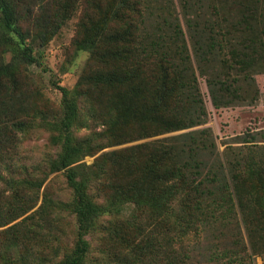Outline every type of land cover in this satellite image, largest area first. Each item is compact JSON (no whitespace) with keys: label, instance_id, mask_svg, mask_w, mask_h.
<instances>
[{"label":"trees","instance_id":"16d2710c","mask_svg":"<svg viewBox=\"0 0 264 264\" xmlns=\"http://www.w3.org/2000/svg\"><path fill=\"white\" fill-rule=\"evenodd\" d=\"M77 12L72 45L89 61L73 89L58 87L56 113L26 75L41 64L36 49ZM259 75L264 0H0V178L18 134L43 124L60 149L48 175L63 171L71 190L67 202L45 194L31 212L46 179L8 181L24 188L0 203V228L8 226L0 230V264H35L37 249L22 248L19 234H44L64 213L74 218L75 238L55 251L57 264H87L88 236L99 227L113 242L103 248L114 264H256L257 257L264 264V133L244 141L259 161L250 171L258 187L244 189L235 152L221 153L206 126L201 85L216 110L253 105ZM154 222L166 242L153 234ZM220 223L230 236L210 241ZM203 232L207 241L197 238Z\"/></svg>","mask_w":264,"mask_h":264},{"label":"rangeland","instance_id":"374dc122","mask_svg":"<svg viewBox=\"0 0 264 264\" xmlns=\"http://www.w3.org/2000/svg\"><path fill=\"white\" fill-rule=\"evenodd\" d=\"M79 18V12H77L63 27L60 29L46 44L45 47L36 49V54H41V64H33L28 69L29 79L35 90L41 94L40 103L42 105L50 107L56 113H60L62 93L58 87H66L73 89L79 81L81 75L85 71L86 65L89 61V53L86 51H79L74 53V47L72 45L74 37L76 35L77 23ZM257 82L260 88V97L258 101L253 105L237 106L231 108H222L216 110L211 105L207 96V87L205 81H201L202 90L205 93V99L208 109L210 111L209 122L207 127L213 128L216 136L219 149L221 153L232 155L233 151L236 157L233 158L234 162L239 160V165L243 171L241 178L243 182V188L249 189L250 187H258L259 180L255 178L250 171L255 170L259 161L257 156L253 158L248 153V147L252 143H244L245 139L248 141H255L252 139L253 135L264 133V75L257 76ZM97 130H101L102 126H98ZM88 131H82L79 135H85ZM182 132L171 133L164 136L176 135ZM160 136V137H164ZM261 138H258L260 140ZM143 142V141H140ZM136 143H129L119 147L122 148L132 146ZM264 145V143H262ZM11 147L10 157L1 166L2 176L0 178V203L6 204L13 201L16 191H22L24 185L18 182H12L8 184L10 179H16L17 181L29 180L38 181L45 180L43 187L39 191V198L37 199V205L31 211L37 210L44 202L45 194L47 197L52 198L53 201H69L71 198V190L67 186L66 177L64 172H56L48 175L49 166L48 161L54 159L59 148L52 143V132L48 127L43 124H38L33 130L28 133H19L17 138ZM111 149H105L108 151ZM95 157H86L85 162L92 164ZM37 191L34 194V200ZM19 205V204H18ZM27 205L26 207H28ZM29 212L27 215L31 214ZM58 213L53 216L56 217ZM27 215L14 221L9 226L21 222ZM65 220L62 223L54 220L52 228L45 230L44 234H30L25 228L22 229L19 234L22 248L26 245L37 249V256L33 254L30 256V261L35 264H39L41 260L46 259L45 264H57L60 261L61 255H55L56 250L70 249L73 246L75 238V221L73 217L63 214ZM7 217V216H6ZM39 215L34 217L29 224L40 222ZM235 222V219H234ZM60 224L62 226H60ZM216 228H213L209 233L210 241H213L217 235H223V238L230 236L229 228H222V224H217ZM8 227V226H7ZM0 228L3 229L7 228ZM37 227V225L35 226ZM34 228V227H33ZM156 222H154L150 229L153 230L161 242L168 240V234L163 233L158 235ZM232 228V227H231ZM230 228V229H231ZM156 229V230H155ZM64 231V234L61 233ZM223 230V234L219 233ZM108 232L104 231L102 227H99L96 231L92 232L88 239L91 243V249L88 256L87 264H114L110 263L107 257L105 249L108 251L112 248L113 242L109 237ZM195 237V236H194ZM1 241H5L3 235H0ZM197 238H204L207 241V234L201 233ZM194 243V239H192ZM105 249H104V248ZM22 248L17 249L16 253L23 252ZM15 264L17 261H14ZM256 264H263L261 257L256 258Z\"/></svg>","mask_w":264,"mask_h":264}]
</instances>
